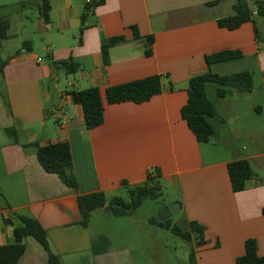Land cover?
I'll return each instance as SVG.
<instances>
[{
    "label": "crops",
    "instance_id": "crops-1",
    "mask_svg": "<svg viewBox=\"0 0 264 264\" xmlns=\"http://www.w3.org/2000/svg\"><path fill=\"white\" fill-rule=\"evenodd\" d=\"M37 1L35 15H25L16 7L20 2L0 5L10 21L9 38L0 49L17 44L0 77V246L14 243L5 219L18 213L40 222L63 264H82L85 256L92 264H133L128 246L116 248L108 233H92L97 211L87 228L81 225L77 196L102 192L108 199L122 198L124 182L143 184L158 168L163 187L178 195L174 203L181 205L178 213L187 228L190 222L205 228L206 242L193 243L197 264H236L248 239L256 240L264 256V178L254 171L246 189L235 193L228 173L232 161L259 162L264 154L232 155L211 140L199 143L181 114L190 80L209 70L221 76L250 72L264 82V45L256 40L253 23L236 30L218 25L234 15L235 0H105L81 36L85 7L99 0H52L48 22ZM247 1L253 7L257 0ZM259 30L264 38V23ZM149 36L155 39L151 56L146 54ZM116 37L125 40L110 48L105 62L103 45ZM220 51H240L243 57L209 67L206 56ZM63 61L79 64V70L68 74L53 67ZM152 76L162 77V94L141 104L107 103V88ZM89 88L101 90L105 105L104 123L92 130L71 94ZM223 100L216 104L225 120ZM10 128L16 129L18 143L6 133ZM35 142L70 144L77 194L44 170L35 149L24 148ZM113 226L119 237L122 230L136 234L139 229ZM27 246L19 264H49L34 239Z\"/></svg>",
    "mask_w": 264,
    "mask_h": 264
},
{
    "label": "trees",
    "instance_id": "trees-1",
    "mask_svg": "<svg viewBox=\"0 0 264 264\" xmlns=\"http://www.w3.org/2000/svg\"><path fill=\"white\" fill-rule=\"evenodd\" d=\"M263 1V0H261ZM257 0L253 7L247 0H235L234 15L218 20V25L229 30H236L243 24L252 22L256 40L264 45V38L259 30V20L264 21V3ZM52 0H38L37 4L42 10V14L48 22V13L52 8ZM105 0L93 1L89 3L81 17L80 36L88 27L89 18L95 15L98 6L103 5ZM29 3L20 2L16 5L23 10ZM3 7L0 6V47L2 42L9 38L10 21L2 14ZM257 10V15H254ZM135 36L140 35L134 28ZM123 37L110 39L103 45L102 53L105 62L108 61L109 50L116 44L123 42ZM148 51L146 54L151 56L152 47L155 39L153 36L146 38ZM23 43V47L27 46ZM243 57L240 51H220L206 56V62L209 67L214 64L225 63L239 60ZM8 62L0 57V77L4 75ZM61 67L68 74H74L79 70V64L72 61H63L54 63L53 67ZM215 86V97L213 100L209 96V88ZM254 90L253 74L242 72L233 75L221 76L208 71L203 75L192 78L188 85V102L182 108V118L187 122L190 130L199 143H209L215 135V129L211 122L213 119L224 121L221 117L216 100L226 99L234 94L235 91L241 93H251ZM163 92V81L161 76L147 77L134 82L109 87L105 91V98L108 104H121L125 102L145 103L154 96ZM77 102H79L84 111L86 126L89 130L101 126L105 121L104 97L99 88H89L80 92H71ZM257 113L262 111L261 107L255 109ZM6 133L18 143V135L15 128L6 130ZM31 147L35 149L37 158L44 168L50 174L57 175L60 180L76 194L79 191L77 178L74 172V163L71 146L68 142L41 146L38 142L24 145V148ZM228 173L232 190L235 193L246 189L247 182L255 177L252 165L247 159L232 161L228 164ZM162 173L160 169H154L147 175L145 183L130 186L124 182L129 200L121 197L108 199L104 193L96 192L90 194H78L77 200L81 214V225L87 228L91 222L94 212L105 210L115 217L133 216L146 201L158 200L164 191L161 183ZM152 224L170 230L176 236L181 237L189 243L203 245L205 241V228L196 222H190L188 230L182 231L177 225L172 224L171 219L164 222L151 220ZM5 223L13 227L14 243L7 246H0V264H19L20 260L26 255L28 246L27 240L34 239L48 255L49 264H63L59 255L55 254L51 248L50 240L46 229L40 222L30 216L15 213L11 218L5 219ZM190 264H197L195 251L192 249L190 255ZM236 264H264V256L258 254L257 242L254 239H248L245 242V254L239 257Z\"/></svg>",
    "mask_w": 264,
    "mask_h": 264
},
{
    "label": "rangeland",
    "instance_id": "rangeland-1",
    "mask_svg": "<svg viewBox=\"0 0 264 264\" xmlns=\"http://www.w3.org/2000/svg\"><path fill=\"white\" fill-rule=\"evenodd\" d=\"M30 2L24 9L25 15H35L37 12L34 0H0V5H11L16 2ZM262 24L263 20H259ZM14 42L9 49H0V57L8 59L16 50ZM253 74V73H252ZM254 90L251 93L235 91L233 95L225 99L226 116L224 121L211 120L215 135L211 138V144L221 149L228 148L232 155L264 154V111L257 113L256 108L264 109V84L261 75L253 74ZM209 96L215 97V86L209 88ZM222 101H224L222 99ZM254 171L264 178V157L262 160L250 162ZM122 198L129 200L126 190ZM178 195L172 190L164 188L163 195L158 200L144 202L143 206L130 217H115L105 210L97 211L92 218L90 230L92 233H108L113 239L116 248L126 245L131 250L128 258L133 264H190V255L194 245L173 234L170 230L150 225L149 220L160 221L162 209L175 204ZM179 204V203H177ZM172 224L177 225L182 231L188 230L183 213L171 215ZM125 223L137 225L138 232L134 230H122V235L115 236L114 223ZM146 228V230H144ZM82 264H92L91 257H83Z\"/></svg>",
    "mask_w": 264,
    "mask_h": 264
},
{
    "label": "water",
    "instance_id": "water-1",
    "mask_svg": "<svg viewBox=\"0 0 264 264\" xmlns=\"http://www.w3.org/2000/svg\"><path fill=\"white\" fill-rule=\"evenodd\" d=\"M181 205L180 204H172L170 206H166L164 209H162V215L160 216V221L164 222L167 220L171 215L177 214L180 210Z\"/></svg>",
    "mask_w": 264,
    "mask_h": 264
},
{
    "label": "built area",
    "instance_id": "built-area-1",
    "mask_svg": "<svg viewBox=\"0 0 264 264\" xmlns=\"http://www.w3.org/2000/svg\"><path fill=\"white\" fill-rule=\"evenodd\" d=\"M260 1H261V0H260ZM253 13H254V15H257V13H258V12H257V10H254V12H253Z\"/></svg>",
    "mask_w": 264,
    "mask_h": 264
}]
</instances>
